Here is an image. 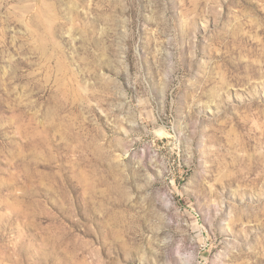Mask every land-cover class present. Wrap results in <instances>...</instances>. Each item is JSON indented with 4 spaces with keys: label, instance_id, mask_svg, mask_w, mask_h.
Here are the masks:
<instances>
[{
    "label": "rangeland",
    "instance_id": "374dc122",
    "mask_svg": "<svg viewBox=\"0 0 264 264\" xmlns=\"http://www.w3.org/2000/svg\"><path fill=\"white\" fill-rule=\"evenodd\" d=\"M0 264H264V0H0Z\"/></svg>",
    "mask_w": 264,
    "mask_h": 264
}]
</instances>
